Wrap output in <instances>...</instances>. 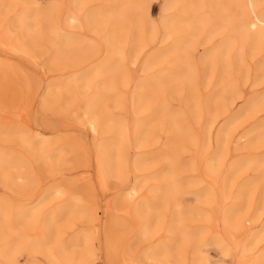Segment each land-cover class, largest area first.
<instances>
[{"label": "rangeland", "instance_id": "1", "mask_svg": "<svg viewBox=\"0 0 264 264\" xmlns=\"http://www.w3.org/2000/svg\"><path fill=\"white\" fill-rule=\"evenodd\" d=\"M8 1L0 0V55L13 63L20 83L15 90L0 91V155H6L10 161L22 166L13 170L14 180L0 169V208H6L12 220H17L22 210L38 209L39 217L33 228L28 229V235L33 238L46 236L47 219L55 216L56 230L61 238L65 242L79 241L80 246L69 251L73 264H197L194 243L188 239L181 242L179 231H171L176 217L174 204L171 201L162 203L161 193L158 195L163 185L158 177L165 173V158L172 151L168 123L155 129L156 143L149 141L139 146L134 133L137 121L150 119L156 108L152 102L145 110L135 112L133 100L145 92L141 84L153 83L172 69L170 60H158L146 68L147 60L160 51H167L178 36L187 35L188 29L183 27L177 35L165 37L164 22L182 15L181 3L165 10L167 0H132L138 6L134 19L139 16L143 22V48L138 56H133L135 41L127 39L122 60L127 79L120 85L121 93L109 99L105 108L110 116L123 121L129 132V177L124 179L114 175L104 188L97 175L95 145L111 142L114 135L103 131L99 138L95 137L87 115L78 104L91 101L98 94L101 77L94 79V90L85 92L81 77L103 62L107 54L97 53L94 45L105 43L113 31L111 21L106 20L95 27L88 18L94 10L109 5L111 0H89L74 23L66 18L69 9H77L72 0H10L7 7ZM258 1V11L264 13V0ZM36 8L51 11V24L73 43L60 44L56 34L51 36L46 26H32L28 18L23 25L14 24L22 11L29 14ZM51 8H56L55 12ZM204 12L214 17L213 11H200L198 7L200 16ZM26 27L36 32V40L25 35L23 29ZM222 37L223 34L216 35L212 42H204L202 35L196 38L195 47L191 49L192 76L197 85L194 97L186 89L164 88L161 94L185 130L183 149L179 152L184 188L176 198L181 210L190 215L185 217L182 225L187 231L203 232L200 249L205 264H249L264 253V176L261 168L252 162L264 159V102H261L264 73L260 75L257 70V65L264 61V46L252 52L243 46L241 37L236 36L228 58L232 77L225 83L222 82V62L213 66L203 62L204 57L221 43ZM75 46H80L85 55L92 56L85 65L76 66L73 62L79 53ZM84 47L89 51L84 52ZM240 58L245 60L244 69L238 65ZM70 59L72 61H68ZM68 66L72 68L68 69ZM70 81L74 82L71 94H77V99L71 105L66 102H58L61 107L55 105L59 98L56 96L57 84ZM46 84L51 85L50 90ZM48 90L53 98H49L48 107H44L42 99ZM253 100L258 102L251 104ZM225 107L227 110L222 113ZM238 115L239 120L235 119ZM233 120H237L231 125L234 132L225 152L219 155L217 144L208 141V130L211 129L215 137L220 127ZM240 135L244 138L238 140ZM26 139L54 142L50 151L53 156L43 157L40 151H33L24 142ZM139 157H147L150 161L137 169L135 161ZM237 161L242 167L228 194L225 181ZM240 191L249 201L247 206L243 204L245 209L241 214H246L251 222L243 231L232 234L226 222V211L239 204ZM248 193H251L250 199L246 196ZM78 195L82 197L80 200H77ZM140 203L149 207L147 213L158 215L149 236L141 234L143 220L134 212ZM61 210L66 212L61 213ZM107 227L112 230L108 231ZM255 234L260 236L256 244L252 242ZM216 236L222 243L215 241ZM11 237L0 236V252ZM161 245L165 248L161 255L150 254ZM53 252L57 250L54 248ZM47 254V251L30 253L25 247H18L6 255L2 263L52 264Z\"/></svg>", "mask_w": 264, "mask_h": 264}, {"label": "bare ground", "instance_id": "2", "mask_svg": "<svg viewBox=\"0 0 264 264\" xmlns=\"http://www.w3.org/2000/svg\"><path fill=\"white\" fill-rule=\"evenodd\" d=\"M9 1L6 5L7 7L10 5ZM88 1L89 0H72V3L77 8L76 10L78 12L76 10L72 11V9H69L66 16L67 21L70 23L78 21L79 17L77 14L80 12L82 7L88 3ZM177 3H181L183 13L179 18L165 20L164 26L167 31L165 37L168 38L172 35H177V31L181 30L183 27H187L188 32L185 36H178L175 38L174 45L171 46L167 51H160L147 60L146 68L152 67L158 60H170L172 63V69H169L164 77H157L153 83L143 82L141 84V86L145 89V92L138 94L134 98L133 104L135 107V112L139 113L145 110L150 106V104L152 105V102L156 105V108L150 119L137 121L134 133L139 146H142L145 144L144 142L149 141H155L154 143H156V141L158 142V138L156 137L157 135H155V129L163 125L165 122L168 123V133L170 134L169 142L172 151L169 156L166 158L164 157L167 169L165 173L158 177L163 183L158 195L161 193L159 196L162 203L171 201L175 206L176 217L174 219L173 226L171 227V231H179L178 233L180 235L181 242L185 241L186 239L191 240L194 243L196 252L198 254L197 264H205V258L202 254V249H200V247L203 245L204 234L203 232L187 231L182 225L183 220L185 217L190 215V212H183L180 208V203L176 198V195L184 188V182L180 177L182 165L179 159V152L181 149H183L185 130L182 126V122L178 119L175 112L172 111L170 103L165 99L164 96H162L161 93L164 88L176 90L186 89L191 94V97H194L197 85L192 76L193 55L191 49L195 47L196 38L201 35L205 39L204 42H212L216 35L218 36L223 34V40L221 38V43L216 47L212 46L214 49L204 57L203 62L204 64H212L211 66H213V64L222 62L224 64L222 82L223 80L225 83L229 82L230 78L232 77V72L228 70V58L230 49H232L235 44V37H241L243 40V46L248 47L252 52L261 49L264 46V13L258 11L260 6V2L258 0H221L219 2H213L212 0H167V4L164 6V9H169L172 6H175ZM198 7H200V11L202 9L203 11H213L214 17H211L206 12L202 13L200 16L198 14ZM51 9L53 11L56 8ZM137 9L138 6H136L132 0H111L109 5L101 9L94 10L88 18V20L91 21L95 27H99L98 25L104 23L106 20H109L111 23H113V31H111L110 36L106 39V42L99 46L94 45V49L97 50V53L101 52L102 54H107L105 59L101 64H99V66L86 72L83 74V77H81V80L84 83L82 87L83 92L94 90L96 88V86L93 85L94 79L97 76L101 77L98 85V94L95 99L78 104V107L80 109L82 108L83 112L87 115V122L89 123L94 136L96 135L95 137L103 134V131H105L104 134H106V132H110L114 135V138L111 142L106 144L96 143L95 145L97 175L101 185L104 188L107 187L109 180L114 177V175L124 179L129 177V132L126 129L123 121L110 116L105 108L106 102L109 99L117 97L121 93L120 85L124 84L125 80L127 79V73L124 70V66H122V60L125 56L124 48L126 46L127 39L132 38L133 41H135L133 50L131 49L133 56H138L143 48V22L139 16L134 19V17L137 15ZM27 13L28 12L22 11L14 24L23 25L28 18L32 21V26L40 24L46 26V29L49 33H51V36L52 34H56L58 39L60 38V44L70 45L73 43L70 37L63 35L59 31H56V27L51 24V11L36 8L35 11H31L29 14ZM1 22L2 21L0 19V23ZM23 31L25 32V35H27L31 40H36V32H32L30 29H28V27L24 28ZM231 33L234 36L230 37L229 34ZM49 37L50 36H47V38ZM214 45H216V43H214ZM77 48L79 53L76 54L73 62L76 64V66L85 65V63L92 56L82 53L80 46H77L76 49ZM83 51L88 52L89 49L84 47ZM68 61H72V59ZM238 65L241 69L245 68L244 58H240L238 60ZM257 67V70L260 72L259 74L262 75L261 73H264V61L263 64L260 63L257 65ZM67 68L69 69L72 67L68 66ZM247 75L249 76L248 73L246 76ZM19 83L20 79L15 72L13 63L8 61L6 56L0 55V91H6L8 88L15 90L17 89ZM225 83L224 87L227 88ZM73 84L74 82L71 81L61 85L57 84L59 88H57L58 92L56 93V96H59V98L55 105L60 106V104L64 102H66L68 105H71L72 102L77 99V94H71L74 90ZM50 86V84L45 85V87L49 90ZM49 90L42 99V105L44 107L47 106L46 103L49 102L48 100H51L49 98H53L50 97L52 93ZM58 102L60 104H58ZM256 102L258 101L253 100L251 101V104ZM261 102H264V97L261 98ZM66 103L64 105H66ZM25 109H29V106L25 107ZM226 110L227 108L225 107L222 113H224ZM239 118L240 116L238 115L235 119L239 120ZM215 119L216 116L212 121H215ZM234 121L235 120L220 127L215 137L212 135L211 129L208 130V141L209 143L217 144L219 155L225 152V147L232 137L233 130L231 125ZM242 138H244V135H240L238 140ZM260 140H262V138H260L259 141ZM24 142L33 151H40L42 156L47 158H49L51 155V147L54 144V142L46 139L34 141L26 139ZM4 156L0 155V169H2L3 173L6 174L11 180H14L15 173L13 170L18 169V167H21L22 165L18 162L14 163L8 159V156ZM52 156L53 155H51V157ZM149 161L150 159L147 157H139L135 161V167L140 169L141 167H144ZM239 162L240 161H237L232 165L230 174L225 181L226 193L228 194L231 192L230 190H232L231 186L232 183L235 182L234 179L237 177V172L242 167V163ZM252 162L258 165L257 168H261L262 176H264V159H255ZM254 184L257 183L254 182ZM250 186L253 185L250 184ZM136 191L137 190L134 189V192ZM243 193L244 192L240 191L238 194V198L240 200L239 204L235 207L227 209L226 211V222L232 229V234H234V232L243 231V229L247 226V223L251 222V219L246 214H241L243 212V208L245 209V205L247 206L249 203L247 198H245V194ZM249 194L251 193L246 195L247 197L249 196L248 199L251 197ZM81 198L82 197L79 195L77 196V200H80ZM77 204L75 205L76 207L79 206ZM148 208L149 207H147V205L140 203V205L134 209L135 214L141 217L143 220V225L140 231L144 236H149L152 234L153 227L156 225L155 220L157 221L158 219V215L146 212ZM62 212L65 213L66 210H61V213ZM73 212H76V210L74 209ZM39 214L40 211L38 209H30L26 211L22 210L18 213V219L12 220L8 214V210L6 208H0V236H12L11 240L4 245L3 250L0 252V264H4L2 261L4 260L5 256H9V254L15 252L18 247H25L30 253L32 251H47V255L52 264H73L72 257L69 255V251L79 247V241L78 239H73L71 241L65 242L61 238L59 235L60 233L56 230L57 221L55 216L51 215L47 219L46 230L48 233L46 236L41 238H33L28 235V229L33 228L39 217ZM95 215H97V213H95ZM107 229L108 231L112 230L110 227H107ZM119 233H121V231ZM119 233L118 235H120ZM262 237H264V235ZM108 240L110 241V237ZM259 240L260 236L258 234H255L252 238V242L254 244H256V242ZM215 241L222 243V239L219 236L215 237ZM163 247L164 246L161 245L150 254L161 255V252L165 249ZM54 248L57 250V252H53ZM243 251H246V246L243 247ZM5 264H10V262L7 261ZM249 264H264V253L260 255L259 259H256V261H253Z\"/></svg>", "mask_w": 264, "mask_h": 264}]
</instances>
